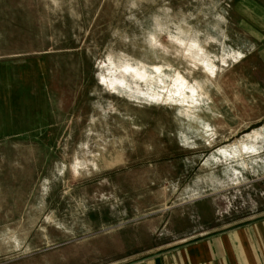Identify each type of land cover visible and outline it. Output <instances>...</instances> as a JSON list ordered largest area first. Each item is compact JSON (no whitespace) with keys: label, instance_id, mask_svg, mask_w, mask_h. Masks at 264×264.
<instances>
[{"label":"rangeland","instance_id":"374dc122","mask_svg":"<svg viewBox=\"0 0 264 264\" xmlns=\"http://www.w3.org/2000/svg\"><path fill=\"white\" fill-rule=\"evenodd\" d=\"M224 15L226 0H0V61L31 58L52 38L59 52L50 60L53 68L74 57L82 63L102 60L110 50L141 57L149 52L158 18L173 27L182 17L199 16L201 29L206 17L213 21L209 25L224 26L218 22ZM69 38L74 44L65 45ZM116 99L88 97L78 111L64 113L61 131L77 133L59 135L58 150L26 140L0 148V264L134 259L149 249L143 244L159 239L167 218L194 212L190 195L198 190L201 199L222 203L226 212L264 210V173L243 184L188 182L176 161L180 154L172 150L173 115L162 107L134 111L133 125L125 119L128 104ZM75 154L86 158L84 171L62 173ZM95 159L99 169L90 165Z\"/></svg>","mask_w":264,"mask_h":264},{"label":"crops","instance_id":"0c3cea01","mask_svg":"<svg viewBox=\"0 0 264 264\" xmlns=\"http://www.w3.org/2000/svg\"><path fill=\"white\" fill-rule=\"evenodd\" d=\"M157 22L148 36L149 52L141 57L110 50L102 60L82 63L74 57L53 68L55 41L37 37L45 41L35 56L0 61V148L26 140L38 149H60L59 135L77 133L61 131L63 114L104 94L128 104L125 119L133 125L134 111L162 107L173 115L172 150L180 154L176 161L188 182L243 184L262 176L264 0H226V16L218 20L224 26L217 28L209 17L201 29L199 16L182 17L173 27L166 19ZM136 71L154 79L147 82ZM112 111L120 114L115 106ZM86 165L75 154L62 173L69 168L81 175ZM90 165L99 169L97 159ZM201 193L190 195L193 213L166 219L159 239L143 244L148 250L112 264H264V210L226 212Z\"/></svg>","mask_w":264,"mask_h":264}]
</instances>
